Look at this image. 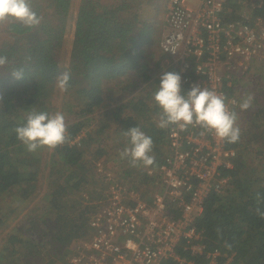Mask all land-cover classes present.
I'll return each mask as SVG.
<instances>
[{"label": "trees", "instance_id": "trees-1", "mask_svg": "<svg viewBox=\"0 0 264 264\" xmlns=\"http://www.w3.org/2000/svg\"><path fill=\"white\" fill-rule=\"evenodd\" d=\"M29 2L41 21L37 27H26L11 18L0 23V55L8 57V63L0 67V95L3 97L0 101V145L4 146L3 149L0 148V194L11 188L21 192L24 181H30L25 174L13 167L12 153L6 151L5 145L20 142L14 129L26 122L28 112L42 110L41 101L51 94L48 93L57 83V77L61 73L70 74L67 92H70L74 99L68 102L69 111H78L79 116H88L93 114L95 109L105 106L106 88H109V91L115 90L106 86V82L119 79L138 68L140 59L145 56L147 45L150 47L155 43L154 33L146 18L129 15L130 0H81L73 29L69 62L64 66L62 52L72 0ZM252 13L253 17H264V8L256 7ZM238 17L227 14L228 20L246 21ZM19 68L24 69L21 79L15 78L11 72ZM146 105L144 100L137 99L131 109L146 117L149 129L146 134L152 138L154 151L157 152L155 162L151 165L155 167L164 157L161 151L167 143V129L159 128L153 118L146 115ZM121 107L118 109L121 110ZM133 118L130 116L129 119ZM127 126L126 122L122 127L126 130ZM82 128L81 121L72 123L67 141L56 147L66 170H72V174L67 176V187L71 189L59 186V189L51 192L54 194L51 209L56 215L52 245L54 248L56 243L68 246L71 254L75 242L90 235L89 220L97 207V203L89 202L90 200L82 203L76 198L64 199L67 195H78L75 189L80 188L82 183H92L95 177V173L87 177V171L82 169L85 152L83 146L90 140V137L82 134ZM81 134L80 144L71 143ZM229 146L239 149L235 168L230 171V184L237 181L238 184L235 183L238 189H229L224 195L211 194L205 202L198 226L204 231L207 248H220L225 258L233 255L231 264H264V216L257 213V208L264 212V175L240 182L237 176L244 159L240 157V139ZM145 174L144 181H151L147 171ZM121 181L123 183L124 179ZM27 193L24 190L25 197L28 196ZM60 197L63 201L59 200ZM73 200L76 202L66 205ZM24 241L17 234H12L1 250L2 261L6 264H19L26 254ZM183 254H186L188 259L194 258L188 252ZM167 264L179 263L170 260Z\"/></svg>", "mask_w": 264, "mask_h": 264}, {"label": "built area", "instance_id": "built-area-1", "mask_svg": "<svg viewBox=\"0 0 264 264\" xmlns=\"http://www.w3.org/2000/svg\"><path fill=\"white\" fill-rule=\"evenodd\" d=\"M248 1L251 10L264 8V0ZM230 2L169 0L159 46L163 72L180 73L182 94L198 83L225 95L236 111L235 82L264 63V17L228 20ZM229 144L199 127L167 129L163 160L147 169L157 190L146 196L108 177L91 233L75 242L66 264H231L233 255L207 248L198 226L207 198L230 184L239 149Z\"/></svg>", "mask_w": 264, "mask_h": 264}, {"label": "rangeland", "instance_id": "rangeland-1", "mask_svg": "<svg viewBox=\"0 0 264 264\" xmlns=\"http://www.w3.org/2000/svg\"><path fill=\"white\" fill-rule=\"evenodd\" d=\"M168 1L130 0L129 15L131 17L137 15L140 19L146 18L154 33L155 43L150 47L147 45L144 51L145 56L140 59L138 68L119 79L115 78L106 82V86L115 90L105 89L106 104L103 108L95 109V112L88 116H79L78 111L70 112L68 102L73 101V95L67 91L61 92L57 83L48 93L51 94L41 101V111L48 113L59 111L65 115L67 135L72 123L81 121L83 123L82 134L90 137L89 143L83 146L85 152L82 158V169L85 170L84 172L87 171V177L94 173L95 177L92 183H82L80 188L75 189L78 195H67L64 199L76 198L82 203L88 200L95 203L97 198L102 196L103 190L107 188L108 177L124 179L125 184L135 187L146 196L157 190L158 185L154 181L149 179L144 181L145 172L151 166L145 167L140 164L132 167L128 159L121 158L120 153L128 146V140L123 136L125 130L122 127L126 122L128 123L126 130L132 126H139L145 133L149 131L146 117L131 109L134 107L135 100L142 99L146 102V115L151 116L158 124L161 109L156 104L153 93L160 83L159 79L164 69L159 40L164 30ZM80 2L81 0H72L71 16L62 52V65L64 66H67L69 62L74 36L73 29ZM227 14L233 17L239 16L238 19H251L252 10L249 1L231 0ZM235 84L238 98L237 124L241 129L240 157L244 158L237 177L240 182H243L264 175V63L253 65L247 76L237 80ZM246 96L253 98L252 105L248 110L241 111L239 103ZM120 107L121 110L118 109ZM130 116L134 118L129 119ZM104 124L106 127L102 128ZM19 143L5 145V149L12 153L13 167L25 174L30 181L27 179L24 181L21 192H18L16 188H11L0 194V219H2L0 223V264H6L1 259V250L12 234H17L25 240L23 244L26 254L19 264H66L71 255L70 247H64L58 243H56V248L53 246L56 215L51 209L54 195L51 192L59 189V186L71 189L67 187V176L72 174V170H66V166L63 165L56 152V147L52 149L42 147L33 152L28 151L22 142L20 145ZM154 146L155 144H153L151 155L157 157ZM3 147L0 145V148L3 149ZM165 152L164 146L161 154ZM235 182L237 183L234 181L229 184L224 192L229 189L232 191L238 189ZM69 184L72 185V183ZM24 190L28 192L27 197H25ZM59 200L63 201V198L60 197ZM74 202L76 200L66 205L69 206Z\"/></svg>", "mask_w": 264, "mask_h": 264}, {"label": "clouds", "instance_id": "clouds-1", "mask_svg": "<svg viewBox=\"0 0 264 264\" xmlns=\"http://www.w3.org/2000/svg\"><path fill=\"white\" fill-rule=\"evenodd\" d=\"M14 19L26 27L35 28L40 24V18L31 7L29 0H0V23ZM175 52L174 49L171 50ZM8 63V57L0 55V67ZM12 75L21 79L24 69H13ZM180 73L165 71L160 77V83L153 93L156 104L160 107L157 126L161 129L171 128L186 131L190 126L199 127L213 134L215 137L235 143L239 140L241 129L237 124L238 114L230 110L227 97L207 87L194 83L185 94L181 91ZM70 74L63 72L57 77V87L61 92H66L69 87ZM3 97L0 95V101ZM252 97L246 96L239 103L241 111L248 110L252 105ZM17 139L20 140L28 151L38 148H55L64 144L67 139V124L62 112L48 113L46 111H30L27 113L26 122L14 129ZM201 134H204L203 132ZM128 140L120 153L121 158H126L132 167L142 164L145 167L155 162L153 140L139 126H132L123 132ZM259 199V194H257ZM257 213L264 216L257 208Z\"/></svg>", "mask_w": 264, "mask_h": 264}]
</instances>
